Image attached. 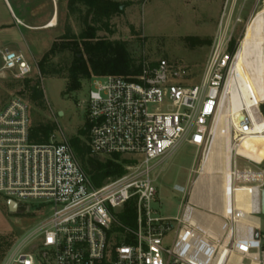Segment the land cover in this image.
<instances>
[{"label": "built area", "instance_id": "1", "mask_svg": "<svg viewBox=\"0 0 264 264\" xmlns=\"http://www.w3.org/2000/svg\"><path fill=\"white\" fill-rule=\"evenodd\" d=\"M229 39L225 32L215 35L197 82L187 65L166 59L143 61L135 75L90 79L89 154L127 161L121 175L99 187L68 140H54L53 132L46 142H32L28 102L10 98L0 108V196L26 212L37 201L49 214L37 215L36 226L13 242L0 264H264L260 209L244 211L235 197L217 209V197L204 179L192 200L201 166L190 170L180 216H159L150 207L162 162L183 143L198 148L208 141L233 61ZM0 59V76L32 71L21 51L0 46ZM262 119L259 107L256 119L242 110L238 138ZM236 157L229 165L233 195L245 187L236 185L242 175ZM255 186L260 200L264 179ZM116 208L133 209L134 228L116 219Z\"/></svg>", "mask_w": 264, "mask_h": 264}, {"label": "rangeland", "instance_id": "2", "mask_svg": "<svg viewBox=\"0 0 264 264\" xmlns=\"http://www.w3.org/2000/svg\"><path fill=\"white\" fill-rule=\"evenodd\" d=\"M115 1L124 5L123 10L112 15L106 25H100L97 34L108 40L125 41L135 65L141 64L143 61L155 64L160 59H166L169 63L187 65L192 82H197L201 78L215 35L225 32L230 38L229 40L233 41L234 52L230 54L228 51V53L234 58L244 38L249 20L256 14L264 12V0ZM12 4L14 7L16 6L22 23L33 28L30 30V52L33 57L28 52L25 55L32 71L20 76H13L10 73L0 76V108L10 98L19 97L29 104L31 125L37 122L55 123L54 140L66 139L69 141L71 137L79 135L84 126H87L86 136L88 137L89 125L85 102L90 88V79H81L79 89L67 91L68 67L72 63L74 53L64 50L49 59L50 66L60 70V73L57 74L41 75L36 65V62L54 40L60 43L63 41L61 37L64 33L77 35L84 29L82 16L86 10L85 6L79 3L72 12L67 7V0H12ZM55 15L57 24L54 27L45 28ZM187 36L209 39L211 43L190 48L184 41V37ZM82 54L84 57L86 56L84 52ZM240 67L238 64L239 70ZM241 74L245 78L247 77L245 71V75ZM36 77L39 79V87L43 93L42 105L28 99L27 87L23 84L25 79L33 80ZM220 110L222 111V109ZM222 123L221 120L219 137L216 138L215 144L213 143V134H210L208 141L198 148L183 143L173 155L162 162V171L155 181L157 193L150 204L151 209L156 211L157 215L163 217L181 215V201L190 187V170L201 166L204 155H206L205 158L209 156L212 159L213 169L222 171L228 131V136L231 135V158L234 157V154L237 155V165L242 172L236 185H245L241 188L250 190L252 209H260L259 192L255 185L261 183L260 179L264 175V141L258 143V146H254V151H252L253 149L247 151L243 146L234 148V144L238 143V135L235 130L226 129ZM158 169L153 171L154 175ZM248 169L251 172H248ZM196 176L193 174L192 179ZM0 202L6 221L0 225V255L4 256L14 241L25 231L36 226L39 222L37 215L43 213L45 208L40 206L39 202L32 201L29 204V211L32 210V213L21 209L10 213L1 196ZM45 211V215L49 214L48 209ZM113 214L120 223L131 228L135 227L134 219L131 221L132 223H127L129 221L127 220L128 214L124 210L116 208L113 210ZM259 218L264 231V215L260 214ZM3 256L0 257V262Z\"/></svg>", "mask_w": 264, "mask_h": 264}, {"label": "trees", "instance_id": "3", "mask_svg": "<svg viewBox=\"0 0 264 264\" xmlns=\"http://www.w3.org/2000/svg\"><path fill=\"white\" fill-rule=\"evenodd\" d=\"M79 3L86 8L82 16L85 25L84 29L77 35L64 33L61 37L63 41L60 43L54 40L36 62L39 73L41 75L60 73V70L50 66L49 59L61 51L70 50L74 53V57L68 67V92L79 89L81 87L80 80L83 78L91 79L108 74L126 77L137 74L140 71L141 64H134L125 41H112L97 34L100 25H106L112 15L123 10L124 5L115 0H67L69 11L73 12L76 8L75 6ZM184 41L190 48L211 43L209 39H201L196 36L184 37ZM227 49L230 54L234 52L233 41L229 40ZM82 52L85 53V57ZM240 71L244 74L241 67ZM23 84L27 87L28 99L31 102L42 105L43 93L39 87V79L37 77L33 80L25 79ZM259 109L264 114L263 103L259 105ZM54 130L55 123L37 122L30 125L29 138L36 143L46 142ZM86 130L87 126H84L80 134L71 137L69 142L82 168L88 174L94 186L99 187L108 178H115L121 175L124 171L123 166L127 161L120 159L118 155L103 158L90 155ZM125 212L128 214L127 220L129 221L127 223H132L131 221L134 218L133 209L128 208ZM2 256L0 255V257Z\"/></svg>", "mask_w": 264, "mask_h": 264}, {"label": "bare ground", "instance_id": "4", "mask_svg": "<svg viewBox=\"0 0 264 264\" xmlns=\"http://www.w3.org/2000/svg\"><path fill=\"white\" fill-rule=\"evenodd\" d=\"M56 24L57 17L55 15V18L48 25ZM245 31L241 45L234 55L224 92L221 96L220 109H222V111L219 109L210 128V134H213L214 137V144L216 138L219 137V125L221 120L226 129L231 128V131L232 129L234 131L239 126L242 110H246L253 119H256L259 103L264 102V12H260L253 16L246 25ZM238 64L245 71L247 75L246 78L241 74ZM228 135L226 136L227 148L223 153L224 168L222 171L213 169L212 159L209 156L205 158L206 155H204L201 160V176L193 186L191 199L193 200L199 195L202 186L201 183L204 179L210 184V193L215 194L214 196L217 197L216 199L219 204L223 201L225 206L229 205L232 197H235L239 202V206L242 207L244 211H248L252 209L250 203V190L237 187L233 195L230 186L231 176L229 165L232 157V146H230L231 135ZM237 140L238 143L234 144V148L243 146L247 151H251L252 149V151H254V146H258V143L264 141V119L259 121L255 120L253 131L243 135ZM246 221L250 224L253 222L257 224V220L246 219Z\"/></svg>", "mask_w": 264, "mask_h": 264}, {"label": "crops", "instance_id": "5", "mask_svg": "<svg viewBox=\"0 0 264 264\" xmlns=\"http://www.w3.org/2000/svg\"><path fill=\"white\" fill-rule=\"evenodd\" d=\"M54 18L52 17L51 20H53ZM48 24L45 26V28H51L55 26ZM32 29L33 28L22 23V18H20L16 6L14 7V4H12V0H0V46L1 47H6L9 49L21 51L24 53V55H26V52H28L33 57V54L30 52V42H31L30 30ZM263 179H264V175H262L260 182H262ZM0 206H1V202H0ZM216 208L220 209L219 202L216 205ZM4 222H6L4 217V212L0 207V225H3ZM263 262H264V257H263Z\"/></svg>", "mask_w": 264, "mask_h": 264}, {"label": "water", "instance_id": "6", "mask_svg": "<svg viewBox=\"0 0 264 264\" xmlns=\"http://www.w3.org/2000/svg\"><path fill=\"white\" fill-rule=\"evenodd\" d=\"M6 207L10 213H15L17 211V203L13 200H7ZM260 214L264 215V187L260 191Z\"/></svg>", "mask_w": 264, "mask_h": 264}]
</instances>
